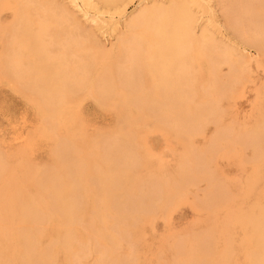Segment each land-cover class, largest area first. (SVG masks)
I'll use <instances>...</instances> for the list:
<instances>
[{
    "label": "bare ground",
    "instance_id": "1",
    "mask_svg": "<svg viewBox=\"0 0 264 264\" xmlns=\"http://www.w3.org/2000/svg\"><path fill=\"white\" fill-rule=\"evenodd\" d=\"M69 1L0 0V86L39 120L0 148V264H264V103L243 123L224 107L248 70L238 43L264 60V0H220L221 17L213 0ZM87 101L115 128L89 136ZM170 143L172 170L152 156ZM220 161L248 163V187ZM189 200L196 225L146 257L151 224Z\"/></svg>",
    "mask_w": 264,
    "mask_h": 264
},
{
    "label": "rangeland",
    "instance_id": "2",
    "mask_svg": "<svg viewBox=\"0 0 264 264\" xmlns=\"http://www.w3.org/2000/svg\"><path fill=\"white\" fill-rule=\"evenodd\" d=\"M60 1L70 4L69 0ZM137 4L130 6L128 13H131ZM213 5L216 15L221 17L220 0H213ZM1 18L3 22L9 21V14L4 13ZM222 25L224 26V24ZM222 25L220 27L221 33L218 36L222 37V42L226 44H230L232 40L234 43L233 36ZM97 35L107 50L114 48L116 42L110 34L98 31ZM238 53L239 56L247 57L249 63L248 70L241 76L240 83L233 90L230 99L224 103L228 123L233 121L237 123L248 122L257 115H263L258 107L264 103V60L253 48L244 47L239 43ZM223 73L227 74L228 69L225 68ZM82 110V117L89 136L115 128L113 115L99 110L94 102H85ZM38 125L39 120L35 110L20 95L13 93L9 87L0 86V148L9 152L24 149L31 142ZM214 132V128L210 127L205 134L204 141L199 139L197 145H204L212 138ZM176 149V143H170L168 148L159 145L153 149L152 156L156 162L163 164L166 169L172 170L178 160L174 153ZM246 156L250 157L249 153H246ZM48 157V149L38 146L33 148V158L37 163L46 161ZM218 165L223 171L226 181L234 184L233 186L238 189L248 187L250 175L248 163L241 165L232 161H220ZM202 192L203 190L199 194L201 195ZM191 203L192 200H189L186 204L169 212L165 218L157 219L151 224L148 231L143 235L144 245L148 247L146 257L155 260L156 254L164 249L171 236H185L187 235L186 232L196 225L202 213L193 208Z\"/></svg>",
    "mask_w": 264,
    "mask_h": 264
}]
</instances>
